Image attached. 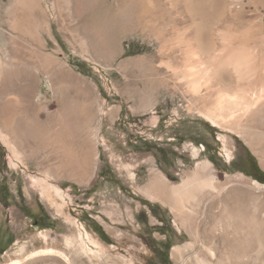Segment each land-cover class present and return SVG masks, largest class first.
Returning a JSON list of instances; mask_svg holds the SVG:
<instances>
[{"label": "rangeland", "instance_id": "1", "mask_svg": "<svg viewBox=\"0 0 264 264\" xmlns=\"http://www.w3.org/2000/svg\"><path fill=\"white\" fill-rule=\"evenodd\" d=\"M237 55L251 64L240 75ZM262 87L264 0H0V225L13 240L0 264H197L211 231L227 232L228 244L215 242L222 264L246 261L264 239V197L240 170L246 149L264 172V114L258 103L231 115L217 101ZM27 111L59 117L31 133L51 139L52 158L2 129L5 116L21 127ZM202 162L216 190L178 211L173 189ZM157 176L164 200L144 192ZM226 203L238 207L219 221Z\"/></svg>", "mask_w": 264, "mask_h": 264}, {"label": "bare ground", "instance_id": "2", "mask_svg": "<svg viewBox=\"0 0 264 264\" xmlns=\"http://www.w3.org/2000/svg\"><path fill=\"white\" fill-rule=\"evenodd\" d=\"M10 43L13 44V48L11 49V54L16 55L18 57L17 59L19 60L20 55H22V57H23V54L25 53L24 52L25 49L20 44H18L17 41L12 40ZM26 51H27V49H26ZM26 58H27V56H26ZM226 60H228V59H226ZM232 66H234L233 69H235L237 74H239V75L242 72H244L245 70L251 69L250 61L248 59L244 58L242 55H237L236 57L233 58V65ZM58 69H57V71H59ZM3 70H5V69H3ZM55 75H56V77L53 76V78L56 79V84L57 85L61 84L60 83L61 79L59 78L58 73L56 72ZM25 88L26 87L22 86L16 91V98L20 99V101H24V97L26 95ZM247 101H248V104L246 103ZM247 101L245 100V98H240L238 96H231V97L227 96V97H225L224 95H218L217 105H218V108L220 109L221 112L225 108V109H228L230 111L231 115H233L235 113V109H237V108L241 109V106H243L245 104H246V111H249L251 107H256V105L258 103H260V104H262V106L260 108H257L256 110L254 109L255 110L254 114H260V113L264 114V87L260 88L259 91H257L254 95H252L249 99L247 98ZM14 104L15 103H13V105ZM27 112L28 113L22 115V117L25 119L24 120L25 122L21 127H18V126L15 127L13 121L9 117L5 116V118L1 121L2 129L5 132L12 134V137L14 138L12 141L14 142V144H16V146H19L18 148L21 149L23 147H26V148H28V150L31 154H35L40 150H46L49 157L52 158L53 157V152H52L53 142L51 141V139H49L47 141H43V142L37 141V138L31 136L32 135L31 133L34 132L33 130L37 124H40L42 122L52 124L54 122H57L59 117H48L46 120H40L41 118L39 116L35 115V113L37 114V112H35L33 114H30L29 113L30 111H27ZM263 117H264V115H263ZM208 119H209V121H211V123H213L216 126V123H215L213 118L208 116ZM17 136L20 139L17 140V138H18ZM259 142H260L259 140H258V142H256V146L264 148V142H262V140L260 143ZM263 151L264 150H262V152ZM46 160H48V159H46ZM45 164H47V163H45ZM263 167H264V164H263ZM209 171H211V165L208 162H202V163L198 164L196 172H194L192 175L189 176V180L187 183H184L182 186L176 187L173 189V194L175 196L174 197V203H175V206H176L178 211H185L186 207L188 205H194L195 206L197 203V198H198L197 195L200 193V191H202L204 189H208V190H212V191L216 190L214 176H212V175L207 176V177L204 176V174H207ZM249 189L252 191L254 190V191L258 192L259 194H261L264 197V185H262L256 181H252L251 185L249 186ZM167 192H168V186L164 182L162 176L155 177V181L154 182L152 181L151 184H149L146 188V193L151 198L158 199V200H164L165 194ZM57 193L59 194V192H57ZM250 197H252V196H250ZM257 197H256V199H257ZM249 201H250V199H249ZM251 201H253V200H251ZM242 202H243V200H242ZM244 203H246V202H244ZM237 207H238V205H236V204L231 205L230 203H226V207H225L222 215L219 217V221H222L224 219V216L228 217V215L232 212V210L237 208ZM236 212H237V210H236ZM259 217L260 218H258V219H260L261 221L264 220V210L261 211ZM261 221H260V223H261ZM224 223H226V222H224ZM226 226L230 227L231 223L227 222ZM225 230H224V232H225ZM225 233L227 234V232H225ZM226 234H221L220 236H216V234L213 231H211L210 237L205 242L201 243L202 244L201 245L202 250L205 253H198V251H195L193 253V257H194L196 263L197 264H222L223 263V256L220 253H217V251H216L217 248H216L215 242L219 239V241L223 243V247H224L226 244H228ZM84 238L87 239L88 241H90L89 235L86 231L79 234V240L81 242L83 241ZM256 245L257 246L253 247V250H249V251L246 250L247 252H245L244 257L247 260L246 261L243 260L242 262H240V264H258L257 260L260 259L259 256L263 255L261 257H262V259L264 258V239H263V241L257 242ZM187 247H190L193 249L194 245H188ZM181 250H182L181 248H175L173 250V252L176 253L178 257L182 258L183 255H182ZM253 251H255V254H256V257L254 259H252V257H250V253H252ZM243 254H241V255H243ZM238 259H239V257H238ZM228 261L229 260H227V262ZM17 263H18V261H14L12 264H17ZM182 264H187V261L186 260L183 261ZM260 264H264V260Z\"/></svg>", "mask_w": 264, "mask_h": 264}, {"label": "trees", "instance_id": "3", "mask_svg": "<svg viewBox=\"0 0 264 264\" xmlns=\"http://www.w3.org/2000/svg\"><path fill=\"white\" fill-rule=\"evenodd\" d=\"M0 148V174L4 171V163H2V153ZM243 155L245 157L246 163L243 168L240 170L246 176L251 177L252 179L264 184V172L259 168L255 158L250 154L248 150H243ZM167 176V175H166ZM8 201V195L4 191V188L0 186V202L5 206ZM143 205H149V203L145 200H140ZM150 208H154L152 205ZM2 228L0 225V256L6 251V249L12 244L13 240L8 236H4L2 232ZM92 231L100 238L102 242H106V240L102 237L104 232L100 225L93 222Z\"/></svg>", "mask_w": 264, "mask_h": 264}, {"label": "crops", "instance_id": "4", "mask_svg": "<svg viewBox=\"0 0 264 264\" xmlns=\"http://www.w3.org/2000/svg\"><path fill=\"white\" fill-rule=\"evenodd\" d=\"M152 181L154 182V181H155V178H154L153 180H151V181L148 183V185L151 184ZM148 185H147V186H148ZM147 186L144 188V192H146V188H147ZM146 194H147V193H146Z\"/></svg>", "mask_w": 264, "mask_h": 264}, {"label": "built area", "instance_id": "5", "mask_svg": "<svg viewBox=\"0 0 264 264\" xmlns=\"http://www.w3.org/2000/svg\"><path fill=\"white\" fill-rule=\"evenodd\" d=\"M81 229L84 230L83 226L81 225Z\"/></svg>", "mask_w": 264, "mask_h": 264}]
</instances>
